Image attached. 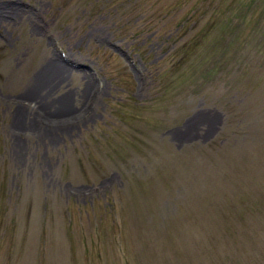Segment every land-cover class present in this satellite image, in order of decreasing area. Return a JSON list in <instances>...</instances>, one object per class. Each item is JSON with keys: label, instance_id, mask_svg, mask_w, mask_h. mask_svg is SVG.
I'll return each mask as SVG.
<instances>
[{"label": "rangeland", "instance_id": "1", "mask_svg": "<svg viewBox=\"0 0 264 264\" xmlns=\"http://www.w3.org/2000/svg\"><path fill=\"white\" fill-rule=\"evenodd\" d=\"M0 19V264H264V0ZM52 54L72 72L50 91L86 81L43 109L27 87Z\"/></svg>", "mask_w": 264, "mask_h": 264}, {"label": "bare ground", "instance_id": "2", "mask_svg": "<svg viewBox=\"0 0 264 264\" xmlns=\"http://www.w3.org/2000/svg\"><path fill=\"white\" fill-rule=\"evenodd\" d=\"M19 12L20 11L17 12L18 16L21 15L25 11L23 10L22 12H20V13ZM2 20L3 19H0V21H2ZM4 22H7V21H4ZM43 68H44L43 71L45 73L46 78H39L38 77V78H36V82L38 84H36V85L31 84L29 87H27L28 90L34 91L39 96V98H40L39 102H40V105L42 104L41 105L42 108L43 109L44 108L45 109L62 108L65 106V105H63V103H65V101H63V100H66V98L71 99V102L73 104H75L78 100L83 81H86V76L83 74L82 78L79 79V83H78V86H77L75 91H73V92L72 91L62 92V93H59L60 95L58 96L53 91H50L49 89H51V88H52L51 90L57 89V91L60 90V92H61V90H63L62 82H63V80H65L67 74L69 72L70 73L72 72L71 67L69 68L68 66H66L63 62H61L60 58L57 55L52 54V55H50L49 59L46 58V60L43 61ZM50 86H51V88H50ZM35 90H37L38 92ZM18 109L24 111V113L26 114V116H24V117L22 116L23 119L18 118V120H24V118H25L26 122L29 121L30 123H34L33 121L29 120V117H32L33 119H35L36 113H33L31 110H30L31 111L30 112L27 109H25L24 107H20ZM37 117L39 118V116H37ZM68 118H69V116H68ZM72 120H73V118H72ZM62 122H64V121L62 120L61 123ZM58 127L63 128V127H60L59 125H58Z\"/></svg>", "mask_w": 264, "mask_h": 264}, {"label": "trees", "instance_id": "3", "mask_svg": "<svg viewBox=\"0 0 264 264\" xmlns=\"http://www.w3.org/2000/svg\"><path fill=\"white\" fill-rule=\"evenodd\" d=\"M250 84L252 85V87H254V86H256V85L258 84V80L255 79V80L253 81V79H250Z\"/></svg>", "mask_w": 264, "mask_h": 264}]
</instances>
